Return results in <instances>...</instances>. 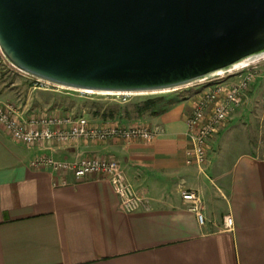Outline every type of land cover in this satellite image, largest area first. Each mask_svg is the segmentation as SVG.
Instances as JSON below:
<instances>
[{
    "label": "crops",
    "instance_id": "obj_1",
    "mask_svg": "<svg viewBox=\"0 0 264 264\" xmlns=\"http://www.w3.org/2000/svg\"><path fill=\"white\" fill-rule=\"evenodd\" d=\"M200 87L141 117L81 113L94 123L118 119L160 128L151 142L27 146L0 126V264H264V156L222 138L223 127L208 140L202 167L185 162L186 119ZM239 145L233 155L229 148ZM39 153L116 158L148 207L121 210L102 178L33 169L29 162ZM183 190L199 197L203 223L182 201Z\"/></svg>",
    "mask_w": 264,
    "mask_h": 264
},
{
    "label": "water",
    "instance_id": "obj_2",
    "mask_svg": "<svg viewBox=\"0 0 264 264\" xmlns=\"http://www.w3.org/2000/svg\"><path fill=\"white\" fill-rule=\"evenodd\" d=\"M0 52L92 92H158L264 57V0H0Z\"/></svg>",
    "mask_w": 264,
    "mask_h": 264
},
{
    "label": "built area",
    "instance_id": "obj_3",
    "mask_svg": "<svg viewBox=\"0 0 264 264\" xmlns=\"http://www.w3.org/2000/svg\"><path fill=\"white\" fill-rule=\"evenodd\" d=\"M259 60L189 85L200 84L201 87L197 92L192 111L186 119L187 134L191 142V147L185 151L187 164L198 167L205 164L208 140L225 126L244 100L248 98L252 88L259 82L262 75V70L256 63ZM230 78L232 79L230 80ZM34 81L40 85H52L36 79ZM80 91L86 92L85 90ZM96 93H104L117 99L119 103H126L132 96L156 92ZM262 101L264 102V93ZM262 117L264 121V111ZM0 126L13 140L27 146L46 144L62 147L80 142H104L112 138L127 142H151L160 131V128L151 127L145 123L128 124L118 119L94 123L90 122L84 114H77L63 108L26 115L21 113L18 106L9 101L0 103ZM29 166L36 170L50 169L54 172H70L77 180L91 176L105 179L114 189L121 210L134 212L148 207L146 199L140 196L128 182L121 164L116 158L91 155L77 156L73 159H57L51 155L39 153L30 160ZM181 198L188 208L196 213L198 222L203 223L204 216L199 210V197L191 190H183ZM223 223L226 227H230L231 217L224 216Z\"/></svg>",
    "mask_w": 264,
    "mask_h": 264
},
{
    "label": "rangeland",
    "instance_id": "obj_4",
    "mask_svg": "<svg viewBox=\"0 0 264 264\" xmlns=\"http://www.w3.org/2000/svg\"><path fill=\"white\" fill-rule=\"evenodd\" d=\"M256 63L259 64L260 70H262L259 82L252 88L248 98L244 100L236 112L235 117L227 121L222 129L226 134L224 133L221 137L234 141L238 140L244 150H254L258 155L264 156V121L262 117L264 111V102L262 101V94L264 93V57ZM191 88L193 86L178 90L136 95L132 96L126 103H119L117 99L105 94L88 93L56 85H40L33 78L10 65L0 52V97L4 102L9 101L16 106L21 105L22 108L27 109L32 114H40L56 107L77 114L83 112L86 116L91 115L101 118L113 117L114 114L141 117L153 113L152 110H149L138 114L137 107L142 104L140 101L144 98L156 95L166 97L176 94L185 95V90ZM160 105H157L158 109L163 107ZM241 146L230 147L229 149L234 155L242 149Z\"/></svg>",
    "mask_w": 264,
    "mask_h": 264
},
{
    "label": "trees",
    "instance_id": "obj_5",
    "mask_svg": "<svg viewBox=\"0 0 264 264\" xmlns=\"http://www.w3.org/2000/svg\"><path fill=\"white\" fill-rule=\"evenodd\" d=\"M178 97H182V95L176 94L172 96H148L141 100L142 103L137 107L138 114H142L143 112L154 110L158 104H161L160 106L167 105V103H170V101H174Z\"/></svg>",
    "mask_w": 264,
    "mask_h": 264
},
{
    "label": "bare ground",
    "instance_id": "obj_6",
    "mask_svg": "<svg viewBox=\"0 0 264 264\" xmlns=\"http://www.w3.org/2000/svg\"><path fill=\"white\" fill-rule=\"evenodd\" d=\"M86 92H92V91H87V90H85ZM102 94H104V93H102Z\"/></svg>",
    "mask_w": 264,
    "mask_h": 264
}]
</instances>
